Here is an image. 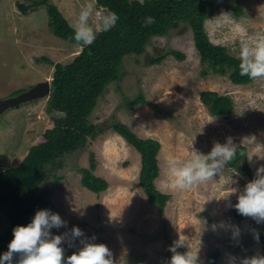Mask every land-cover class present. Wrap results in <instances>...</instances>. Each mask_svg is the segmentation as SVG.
I'll list each match as a JSON object with an SVG mask.
<instances>
[{
  "label": "rangeland",
  "instance_id": "rangeland-1",
  "mask_svg": "<svg viewBox=\"0 0 264 264\" xmlns=\"http://www.w3.org/2000/svg\"><path fill=\"white\" fill-rule=\"evenodd\" d=\"M33 1L0 0V98L44 79H49L51 91V62H71L83 50L52 32L44 4L29 7L24 13L18 7V3L31 5ZM48 1L70 25L76 22L81 6L89 2ZM234 6L240 7V14L234 12ZM222 12L230 16L218 26ZM237 25L244 26L249 35L264 33V0H220L204 20L210 41L239 58ZM118 47L121 65L117 79L104 86L89 113L95 131L85 135L84 149L66 159L58 171L62 176L51 184L48 194L51 205L46 209L66 221L65 226L51 232L68 233V240L72 239L73 226L84 233V237L72 240V246L66 240L65 257L78 251L81 239L87 238L106 244L114 264H168L172 256L169 248L180 234L189 238L192 250L199 247L201 264H208L207 255L213 249L217 250L216 264H230L232 257L240 264L242 258L263 255L260 237L264 223L250 217L235 218L232 210L246 183L255 178L256 169L264 166V78L234 83L229 72H206L194 47L192 30L183 23L165 35L150 37L142 46L120 43ZM167 49L182 56L163 55ZM42 55L50 62L38 61ZM155 56L162 59L152 62ZM205 90L227 96L232 103L229 113L211 114L199 97ZM138 94L157 107L132 103ZM49 96L50 92L0 113V171L17 165L30 146L46 140L44 131L56 123L46 110ZM113 120L126 124L137 136L160 142L159 174L154 184L169 195L162 213L147 202L138 183L140 155L113 130ZM228 137L244 146L245 158L239 162L247 164L252 176L226 164L212 180L190 189L170 187L169 159L186 161L195 155L194 150L207 154L214 143H224ZM90 158L93 173L108 183L98 193L82 186L79 171L72 167H89ZM235 189L227 199L221 198ZM221 222L238 226L239 236L234 238L231 228L213 230L212 225ZM8 223L0 211V234ZM254 232L259 233V240Z\"/></svg>",
  "mask_w": 264,
  "mask_h": 264
},
{
  "label": "trees",
  "instance_id": "trees-1",
  "mask_svg": "<svg viewBox=\"0 0 264 264\" xmlns=\"http://www.w3.org/2000/svg\"><path fill=\"white\" fill-rule=\"evenodd\" d=\"M220 0H97L98 6L115 11L119 20L108 32H99L96 40L71 62H51L53 66L51 91L47 99L46 110L56 120L52 128L44 131L46 140L28 148L27 153L17 165L0 171V211L6 215L9 223L0 234V255L8 250L13 238V229L18 225H27L39 209L51 205L48 194L51 184L62 176L58 174L66 159L76 150L84 149L85 135L95 131L89 121V113L104 86L117 79L121 63L120 43L126 46L137 44L142 46L155 35H165L180 23L192 30L194 47L199 53L200 62L206 66V72H229L234 83H245L251 79L239 74L240 59L227 53L226 49L210 41L205 29L204 20ZM44 4L48 16V26L58 35L74 44V30L57 6L48 0H34L31 5L18 3L24 13L29 7ZM234 12L240 14V7L234 6ZM153 17L155 23L145 26V19ZM163 55L182 56L178 51L167 49ZM162 56H155L152 62L160 61ZM41 62H50L46 56L37 58ZM205 71H203L205 73ZM22 90H19L20 92ZM17 92V93H18ZM15 94V93H14ZM200 100L213 115H226L232 108L230 99L218 95L214 91L205 90L200 93ZM132 103L147 104L155 109L153 102H147L138 94ZM130 101V102H131ZM114 131L132 145L140 155L138 183L146 196L147 202L160 214L169 195L156 189L154 179L159 174L157 154L160 142L151 137L142 138L133 133L126 124L113 120L110 123ZM92 157V156H91ZM245 148L237 145L236 156L227 164L240 167L249 176L252 172L246 163ZM80 173V183L85 188L100 192L108 183L93 173L94 162L90 158L89 167L72 165ZM50 181V182H49ZM232 214L241 219L234 207ZM264 242V234L261 235ZM264 255V246L262 247ZM217 250H211L208 264H216Z\"/></svg>",
  "mask_w": 264,
  "mask_h": 264
},
{
  "label": "clouds",
  "instance_id": "clouds-1",
  "mask_svg": "<svg viewBox=\"0 0 264 264\" xmlns=\"http://www.w3.org/2000/svg\"><path fill=\"white\" fill-rule=\"evenodd\" d=\"M140 2L142 4L143 0ZM219 16L223 19L218 20V26L229 18L230 13L222 12ZM118 20L119 16L115 11L103 6L98 7L97 0H89L81 6L76 22L71 25L76 45L81 50L92 45L99 32L110 31ZM144 23L145 26L154 24L155 19L147 17ZM235 37L240 44L239 74L253 80L264 78V33L249 35L244 26L237 25ZM236 149L237 145L233 143L231 137H228L224 143H214L207 154L194 150L195 155L186 161L169 159L167 174L170 187L190 189L212 180L228 162L235 158ZM236 191L235 189L221 198L227 199ZM235 208L241 215L250 217L257 223H264V166L256 169L255 178L248 181L244 190L239 193ZM73 210L78 211L79 208ZM65 225L66 221L59 214L48 209L37 210L30 223L18 225L13 229V238L8 244V250L0 255V264H114L111 250L106 244L91 242L87 238L81 239L82 247L78 251L65 257L63 244L66 240L69 246H72V240L84 237L82 230L76 226L71 229V240H68V233L54 235L51 232L52 228H61ZM217 227L231 228L233 237L239 236L238 226H226L223 222L212 225L213 230ZM254 238L259 240L258 232H254ZM189 241L187 236L179 235L169 248L172 256L168 264H201L199 247L192 250ZM182 247L187 250L178 251ZM235 261L236 258L232 257L230 264H235ZM240 264H264V255L257 254L242 258Z\"/></svg>",
  "mask_w": 264,
  "mask_h": 264
},
{
  "label": "water",
  "instance_id": "water-1",
  "mask_svg": "<svg viewBox=\"0 0 264 264\" xmlns=\"http://www.w3.org/2000/svg\"><path fill=\"white\" fill-rule=\"evenodd\" d=\"M50 92L49 79L36 82L29 88L18 92L15 95L0 98V113L9 107H18L21 103L31 101L48 95Z\"/></svg>",
  "mask_w": 264,
  "mask_h": 264
},
{
  "label": "flooded vegetation",
  "instance_id": "flooded-vegetation-1",
  "mask_svg": "<svg viewBox=\"0 0 264 264\" xmlns=\"http://www.w3.org/2000/svg\"><path fill=\"white\" fill-rule=\"evenodd\" d=\"M15 94H16V93H15ZM15 94H13V95H15ZM243 163H244V162H243ZM243 163H242V164H243Z\"/></svg>",
  "mask_w": 264,
  "mask_h": 264
}]
</instances>
